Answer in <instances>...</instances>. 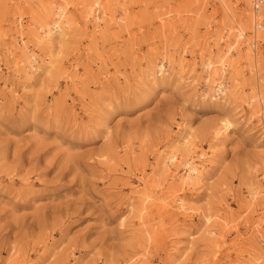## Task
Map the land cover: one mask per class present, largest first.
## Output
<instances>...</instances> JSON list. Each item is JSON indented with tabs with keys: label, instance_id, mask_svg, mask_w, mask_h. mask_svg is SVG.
Returning <instances> with one entry per match:
<instances>
[{
	"label": "rangeland",
	"instance_id": "1",
	"mask_svg": "<svg viewBox=\"0 0 264 264\" xmlns=\"http://www.w3.org/2000/svg\"><path fill=\"white\" fill-rule=\"evenodd\" d=\"M258 33L250 0H0V264H264Z\"/></svg>",
	"mask_w": 264,
	"mask_h": 264
},
{
	"label": "bare ground",
	"instance_id": "2",
	"mask_svg": "<svg viewBox=\"0 0 264 264\" xmlns=\"http://www.w3.org/2000/svg\"><path fill=\"white\" fill-rule=\"evenodd\" d=\"M62 8H59V12H60V14H59V16L61 17V16H63V11L61 10ZM260 11V8H259V10H258V12ZM258 12H255V13H258ZM256 15V14H255ZM253 16L254 17V20H253V23L255 24V26L254 27H256L257 29H260L261 27H259V24L256 22V20L258 19V15H256V16ZM59 20H57L55 23H54V30H55V32L56 33H60L61 31H62V28H61V21H60V18H58ZM257 23V24H256ZM261 32V31H260ZM263 34V33H262ZM261 33H258L255 37H256V39H260L261 38V35H262ZM264 35V34H263ZM209 66H210V64H209ZM221 86H219V92L221 93ZM194 171V170H193ZM191 169H189V173H191V172H193ZM186 180L187 181H190V179L189 178H186Z\"/></svg>",
	"mask_w": 264,
	"mask_h": 264
},
{
	"label": "built area",
	"instance_id": "3",
	"mask_svg": "<svg viewBox=\"0 0 264 264\" xmlns=\"http://www.w3.org/2000/svg\"><path fill=\"white\" fill-rule=\"evenodd\" d=\"M254 12H258L259 8L264 4V0H250Z\"/></svg>",
	"mask_w": 264,
	"mask_h": 264
}]
</instances>
